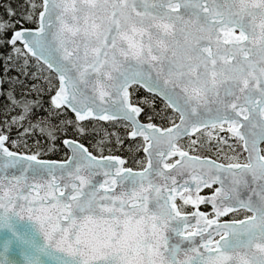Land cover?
<instances>
[{
    "label": "snow or ice",
    "instance_id": "6c2138e0",
    "mask_svg": "<svg viewBox=\"0 0 264 264\" xmlns=\"http://www.w3.org/2000/svg\"><path fill=\"white\" fill-rule=\"evenodd\" d=\"M0 89V264H264V0H5Z\"/></svg>",
    "mask_w": 264,
    "mask_h": 264
},
{
    "label": "trees",
    "instance_id": "16d2710c",
    "mask_svg": "<svg viewBox=\"0 0 264 264\" xmlns=\"http://www.w3.org/2000/svg\"><path fill=\"white\" fill-rule=\"evenodd\" d=\"M4 2H5V0H0V4H2ZM13 3H23V0H13ZM33 63H35V62L33 61ZM12 74L13 75H17L16 72H13ZM26 83L31 84L32 81L29 80V81H26ZM0 91H2V89H0ZM34 95L35 94L33 93V96ZM111 130H114V129H110V131ZM105 154H107V150H105ZM118 154H120L123 158H125L126 162L131 161L133 155H135L136 159H141L142 156H143L142 150H140L139 152H131V151H129V148H128L127 144H125V147L123 148V150L120 151ZM63 156H64L63 153H60V156H53L51 153H48L44 158H46V159H59V158H63ZM127 166H131L134 169L136 168L135 165L130 164V163Z\"/></svg>",
    "mask_w": 264,
    "mask_h": 264
},
{
    "label": "water",
    "instance_id": "95a60500",
    "mask_svg": "<svg viewBox=\"0 0 264 264\" xmlns=\"http://www.w3.org/2000/svg\"><path fill=\"white\" fill-rule=\"evenodd\" d=\"M16 226L19 230L21 231H30V225L28 224V221H16ZM7 235L6 231L3 229H0V241H2L4 239V237ZM11 259H15L17 261L20 260V256L18 254L13 255V254H9Z\"/></svg>",
    "mask_w": 264,
    "mask_h": 264
}]
</instances>
